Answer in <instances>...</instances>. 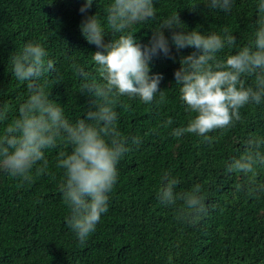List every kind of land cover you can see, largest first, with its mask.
<instances>
[{
  "label": "trees",
  "instance_id": "1",
  "mask_svg": "<svg viewBox=\"0 0 264 264\" xmlns=\"http://www.w3.org/2000/svg\"><path fill=\"white\" fill-rule=\"evenodd\" d=\"M258 2L234 0L225 13L207 7V0H154L155 20L135 25L132 31L142 47L148 45L158 22L178 11L188 31L222 34L227 28L239 46H246L257 27ZM83 3L0 0V111L7 110L8 121L29 94L27 83L12 74L11 57L26 43L37 41L55 63L56 72L42 77L49 80L50 99L61 104L70 122L84 118L91 99L80 95L81 80L73 65L95 76L92 54L101 49L84 39L80 25L87 16L103 15L108 0H93L82 14ZM194 3L201 4L190 10ZM163 31L169 38V55L154 56L149 74L162 75L159 88L166 102L145 105L121 98L123 106L115 109L117 126L129 151L117 165L118 181L95 232L81 246L67 224L70 209L60 191L64 175L56 163L59 153H70L71 146L59 143L45 150L46 173L36 175L34 169L31 183L0 170V264H264V192L247 193L250 186L264 185V168L257 170L254 185L250 177L226 170L243 154L249 137H264V101L241 109L242 120L234 127L209 133L210 142L195 134L173 137L172 130L186 127L194 115L180 100L174 72L179 59L195 49L177 50L170 41L171 30ZM112 38L106 34L104 42ZM236 50L225 48L221 55ZM57 77L62 78L60 84L53 83ZM168 118L173 123L164 127ZM8 121H0V130ZM133 138L139 143L133 144ZM164 173L179 179L176 192L202 186L208 211L195 226L179 223L174 206L158 200ZM237 185L243 187L238 190Z\"/></svg>",
  "mask_w": 264,
  "mask_h": 264
},
{
  "label": "clouds",
  "instance_id": "2",
  "mask_svg": "<svg viewBox=\"0 0 264 264\" xmlns=\"http://www.w3.org/2000/svg\"><path fill=\"white\" fill-rule=\"evenodd\" d=\"M92 4L93 0H84L79 11L86 13ZM198 4L201 3L189 9L195 10ZM233 4L234 0H207L206 6L227 13ZM256 7L257 27L246 46H239L227 28L222 34H205L198 28L188 31L177 11L158 22L149 44L142 47L132 29L155 20L154 0H108L103 15L97 12L87 16L80 25L84 39L101 51L92 54L95 76L73 65L81 80L80 95L91 99L84 118L74 123L65 117L61 104L50 99L49 80H42L46 74L56 72L54 61L40 42L26 43L12 55L10 63L12 74L17 81L27 83L29 94L10 121L7 110L0 111V121H8L0 130V170L21 183H31L34 169L36 175L46 173L45 150L59 143L70 145V153H59L56 167L64 175L60 191L70 209L67 224L80 245H85L102 214L108 211L109 194L119 177L117 165L129 151L117 126L115 109L123 106L121 98L138 99L145 105L154 100L157 105L166 102L159 88L162 75L149 74L154 56L169 55V38L163 30H171L170 41L177 50L195 49L179 59L180 66L174 72L180 100L194 115L186 127H177L170 134L176 138L195 134L210 142L209 133L234 127L242 120L241 109L264 101V0H259ZM106 34L113 37L107 43ZM225 48L237 50L222 56ZM249 78L251 84L246 83ZM61 82L62 78L57 77L53 83ZM172 123L168 118L163 126ZM132 143L138 144L139 139L133 138ZM259 168H264V137L252 136L245 142L243 154L226 170L250 177L254 185ZM161 180L166 182L158 190V200L165 206H174V218L179 223L195 226L208 211L202 186L196 184L188 191L176 192L178 178L164 173ZM242 187L237 185L238 190ZM260 192H264V185L247 189L249 195Z\"/></svg>",
  "mask_w": 264,
  "mask_h": 264
}]
</instances>
